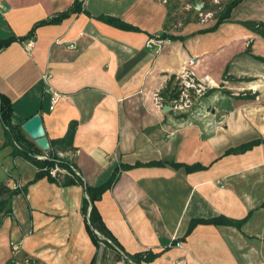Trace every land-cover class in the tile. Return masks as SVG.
Wrapping results in <instances>:
<instances>
[{"label": "crops", "instance_id": "obj_1", "mask_svg": "<svg viewBox=\"0 0 264 264\" xmlns=\"http://www.w3.org/2000/svg\"><path fill=\"white\" fill-rule=\"evenodd\" d=\"M74 1L0 0V40L25 36ZM188 1L213 7L212 0H84L82 12L39 27L31 50L14 42L0 52V94L13 105V124L41 117L49 144L76 123L75 151L65 154L85 185L130 167L95 206L127 254H158L142 264H264V37L245 25L264 23V0H242L212 31L216 19L200 23L183 10ZM158 35L166 44L149 48ZM186 75L206 90L188 112L174 113L171 93L161 92ZM254 140L261 143L226 154ZM3 144L0 123V184L25 192L0 212V264H90L96 248L82 213L84 187L34 181V165ZM215 218L233 224H198L186 234L192 220ZM110 254L103 264H131Z\"/></svg>", "mask_w": 264, "mask_h": 264}, {"label": "trees", "instance_id": "obj_2", "mask_svg": "<svg viewBox=\"0 0 264 264\" xmlns=\"http://www.w3.org/2000/svg\"><path fill=\"white\" fill-rule=\"evenodd\" d=\"M83 1L84 0H75L72 7L61 13L56 15L55 17L39 21L35 23L32 29L25 35L21 37L11 36L7 39L0 40V52L6 49L14 42L24 43L27 40L34 37L36 30L39 27L45 25H53L60 23L63 19L69 17L71 14L80 13L83 11ZM242 0H229L222 9L215 14L216 23L209 30L212 31L216 29L220 24L227 21L230 17L232 10L241 2ZM99 20L107 23L111 26L120 28L122 30L128 31H138V29L123 23L122 21L111 18V17H99ZM248 28L253 30L254 32L260 34L264 37V23H246ZM165 38V35L162 36ZM173 39L172 37H170ZM177 85L172 87V80L167 84L166 89L161 92L162 96H167L171 93V99L177 97ZM14 109L12 103L6 98L4 95L0 94V123L4 132V146L12 148V157L13 158H22L29 161L34 167L37 169L36 176L34 181L42 179L46 177L50 182L56 183L60 186H72V185H80L84 187L86 197L82 202V213L86 217V230L87 233L96 248V253L91 260L90 264H103L106 260L107 253H113L115 255V260L124 259L126 262H130L131 264H142L149 263L154 261L157 257V253H153L152 251H144L140 253H136L133 255L127 254L118 243L116 238L112 235V233L107 229L105 224L103 223L100 214L98 213L95 202L100 200L103 193L110 189L115 181L117 180V176L120 172V169L130 168V167H120L114 171L112 176L109 178L107 182L97 186H87L85 185L79 176H75L72 168H75V164L73 159L69 157L60 158L58 156L59 152L62 153H73L75 149L72 146L73 136L76 129V123H71L66 135L58 139L56 141L50 142V149L46 152L42 151L37 145L29 139L26 133L22 129V125H15L12 122V115ZM261 143V140H254L248 142L246 144L241 145L236 149H231L226 151V154H241L254 146H257ZM37 155H47V159L40 161L35 158ZM58 165L61 168H64L68 174L63 176H59L58 178H53L49 175L47 171L44 169H50L51 167ZM149 165H163L161 163H151ZM174 168L184 167L187 172H193L197 170H202L204 167L199 165L194 166H185L174 164ZM20 192H25V189H14L11 190L7 186L0 184V196L4 197L0 201V212L6 211L8 209V205L10 199L17 195ZM198 224H214V225H222V224H233V222L224 219V218H215L208 220H192L190 226L187 230V235L193 230V228ZM238 227H240V223H235ZM177 244V242H174ZM102 248V252L100 253V249Z\"/></svg>", "mask_w": 264, "mask_h": 264}, {"label": "built area", "instance_id": "obj_3", "mask_svg": "<svg viewBox=\"0 0 264 264\" xmlns=\"http://www.w3.org/2000/svg\"><path fill=\"white\" fill-rule=\"evenodd\" d=\"M158 1L166 5L171 2H174L175 0H158ZM227 1L228 0H212L211 1L212 6H213L212 9L205 8L202 3V8L200 10H196L195 4L192 1H188L183 5V10L195 12L196 17L200 23H207L209 21L216 19L215 14L217 13V11L222 9V7L225 5V3H227ZM164 44H166L165 39L161 38V36L159 35L151 38L147 42V46L149 48L156 47L160 49ZM25 47L27 50H31L33 47L32 40H28L27 42H25ZM47 79L48 77L44 75L43 76L44 82H47ZM177 88H178L177 97L173 98V100L171 101V105H170V109L174 113L188 112L194 104V99L203 96L206 90L204 85L197 82L190 75H186L185 77H182L181 79H179ZM59 99H60V95L52 91V103L55 104ZM154 99L156 101V105L158 107L161 106L162 98L159 96V94H155ZM66 155L68 154H65L62 152L58 153V156L60 158H63ZM35 158L37 160L43 161L47 159V155H37L35 156ZM72 170L75 176H79L76 169L72 168ZM44 171H47L49 175L53 178H58L59 176L68 174V172L64 168H61L58 165H55L48 170L44 169ZM10 248H11L12 253H16L19 250V245L15 241H12L10 242ZM19 264H35V263L30 259H25ZM175 264H185V262L178 261Z\"/></svg>", "mask_w": 264, "mask_h": 264}, {"label": "water", "instance_id": "obj_4", "mask_svg": "<svg viewBox=\"0 0 264 264\" xmlns=\"http://www.w3.org/2000/svg\"><path fill=\"white\" fill-rule=\"evenodd\" d=\"M202 8V3L197 2L195 5L196 10H200ZM167 109L170 110V107L167 106ZM23 131L26 135L34 141V143L39 147L42 151L46 152L50 149V144L48 139L45 136V130L43 127L42 119L39 115H34L29 120H27L22 125Z\"/></svg>", "mask_w": 264, "mask_h": 264}, {"label": "rangeland", "instance_id": "obj_5", "mask_svg": "<svg viewBox=\"0 0 264 264\" xmlns=\"http://www.w3.org/2000/svg\"><path fill=\"white\" fill-rule=\"evenodd\" d=\"M229 1V0H228ZM227 1V2H228ZM176 11H175V13H176V15L178 16V17H180V18H182V17H184L183 15H182V13H181V7H180V5H176ZM220 11V10H219ZM218 11V12H219ZM196 15V14H195ZM197 18V17H196ZM178 83V82H177ZM179 86V85H178ZM102 252V248L100 249V253ZM107 255H109V256H112L110 253H107ZM108 258V260L110 259L109 257H107Z\"/></svg>", "mask_w": 264, "mask_h": 264}]
</instances>
